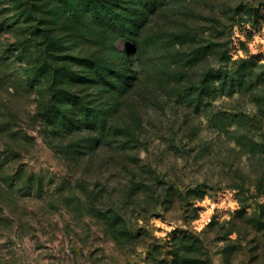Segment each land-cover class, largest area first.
Returning <instances> with one entry per match:
<instances>
[{"label": "rangeland", "instance_id": "1", "mask_svg": "<svg viewBox=\"0 0 264 264\" xmlns=\"http://www.w3.org/2000/svg\"><path fill=\"white\" fill-rule=\"evenodd\" d=\"M86 1L0 0V264H264V0Z\"/></svg>", "mask_w": 264, "mask_h": 264}, {"label": "trees", "instance_id": "2", "mask_svg": "<svg viewBox=\"0 0 264 264\" xmlns=\"http://www.w3.org/2000/svg\"><path fill=\"white\" fill-rule=\"evenodd\" d=\"M100 1L101 0H87L86 1V6H88V9H89V7L91 9H95V10H93V11H95V12H93V14H96V13L97 14H101L99 12L101 10L100 8H102L103 10L106 9V11H107V9H111V8H108L106 5L102 4V2H100ZM67 2H72V0H67ZM104 14H105L106 17H108V19H109L108 23L109 24L110 23H113V24L115 23L114 20H113L114 17L112 16V14H110V12L107 11V13H104ZM36 31H37V27L31 29V33L33 35L36 34L35 33ZM30 43H32V42L30 41ZM29 45H31V44H29ZM17 50H18V48H17ZM25 52H26L25 50H21L20 51L21 55H24V56L26 55ZM41 69H43L42 66L38 67V68H30V69L25 70L24 73H23L22 82L25 83V84H28L31 87H33L35 85L39 75H40ZM95 73H97L99 76L103 75V72L100 71V70L95 71ZM63 75H64L66 81H68L69 79H73L74 76H75L73 72L70 73L68 70H65ZM102 78H103V76H102ZM55 96L57 97V99L59 101L63 102L64 108L58 107V108H55V109H51L45 114L46 115L45 117L47 119H52V117H55V116L59 115V116H61V124H62V126L68 127V125L70 123H72V120H71V117L67 114V112L75 113V111H73V107H75L77 105V101H78L77 99H80V98H77V97L73 96L72 94H70V92L64 87H62L59 90H57L56 93H55ZM68 103H71L72 106L68 107L67 106ZM86 115H89V114H86Z\"/></svg>", "mask_w": 264, "mask_h": 264}]
</instances>
